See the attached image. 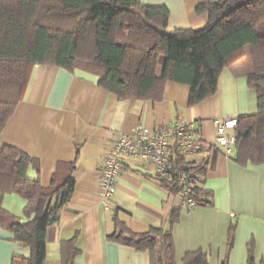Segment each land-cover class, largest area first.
Instances as JSON below:
<instances>
[{"label": "crops", "instance_id": "1", "mask_svg": "<svg viewBox=\"0 0 264 264\" xmlns=\"http://www.w3.org/2000/svg\"><path fill=\"white\" fill-rule=\"evenodd\" d=\"M169 11L167 31L201 28L207 13L198 14L201 0H140ZM219 74L213 95L190 106V88L168 81L160 100L124 98L101 89L98 77L83 70L36 65L24 98L0 133V149L11 146L35 160L26 177L44 187L64 166L74 164V191L63 206L58 223L46 232L45 264H61V243L77 234L80 254L74 264H150L149 252L110 242L107 233L114 210L135 232L149 227L168 228L172 209L180 208L171 233L176 264L187 252L201 250L209 264H247L248 243L253 241L255 264L264 261V164L242 166L221 148L189 156L193 163L208 161L202 187L210 192V205L187 208L155 178L153 166L126 158L111 200H100L104 156L120 133L143 124L156 132L176 120L192 123L202 139L212 144L215 122L257 112L255 90L247 84L253 70L247 46ZM213 158V160H212ZM212 160V161H211ZM212 162V163H211ZM1 207L28 222L26 200L15 193H0ZM234 227L228 251V231ZM30 249L0 226V264L13 257L27 258Z\"/></svg>", "mask_w": 264, "mask_h": 264}, {"label": "trees", "instance_id": "2", "mask_svg": "<svg viewBox=\"0 0 264 264\" xmlns=\"http://www.w3.org/2000/svg\"><path fill=\"white\" fill-rule=\"evenodd\" d=\"M196 12L207 13L205 26L168 32V9L140 0H0V133L23 100L36 65L94 74L101 89L120 99L160 100L166 82L186 84L192 106L215 93L222 69L247 46L253 68L247 84L256 92L257 112L237 117L232 157L242 166L264 164V0H201ZM178 160L205 176L206 159ZM30 165L37 163L18 149H0V193L19 195L26 200L24 214H33L22 222L0 204V226L30 249L29 257H13L11 264H45L47 229L59 222L74 191V164L65 165L48 187L26 177ZM155 178L174 196L181 189L157 173ZM190 196L196 206L210 205V192L202 186ZM179 212L171 210L168 228L135 232L114 210L107 240L149 252L150 264H176L171 228ZM233 232L231 226L228 251ZM77 239L76 234L62 241L61 264H74L80 254ZM181 264L209 263L206 253L196 250L187 252ZM247 264H255L253 241Z\"/></svg>", "mask_w": 264, "mask_h": 264}, {"label": "built area", "instance_id": "3", "mask_svg": "<svg viewBox=\"0 0 264 264\" xmlns=\"http://www.w3.org/2000/svg\"><path fill=\"white\" fill-rule=\"evenodd\" d=\"M237 118L227 117L215 122V139L205 142L192 123L176 120L153 132L143 124H137L132 132L120 133L103 160L100 175V200L107 204L113 197L126 158L145 160L155 172L168 181H175L181 188L176 195L179 203L187 208L195 207L190 196L202 185L203 177L186 170L178 160L204 151L221 148L230 153L235 145Z\"/></svg>", "mask_w": 264, "mask_h": 264}, {"label": "rangeland", "instance_id": "4", "mask_svg": "<svg viewBox=\"0 0 264 264\" xmlns=\"http://www.w3.org/2000/svg\"><path fill=\"white\" fill-rule=\"evenodd\" d=\"M161 68H162V64H160V66H159V70H161Z\"/></svg>", "mask_w": 264, "mask_h": 264}]
</instances>
